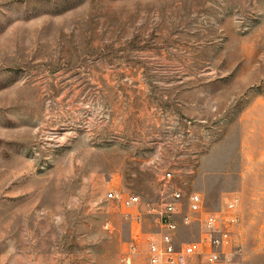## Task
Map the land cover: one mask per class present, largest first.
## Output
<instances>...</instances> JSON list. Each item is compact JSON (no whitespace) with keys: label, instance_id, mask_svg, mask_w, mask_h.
<instances>
[{"label":"rangeland","instance_id":"rangeland-1","mask_svg":"<svg viewBox=\"0 0 264 264\" xmlns=\"http://www.w3.org/2000/svg\"><path fill=\"white\" fill-rule=\"evenodd\" d=\"M166 169L237 196L227 264H264V0H0V264H119L105 194L155 204Z\"/></svg>","mask_w":264,"mask_h":264},{"label":"built area","instance_id":"built-area-1","mask_svg":"<svg viewBox=\"0 0 264 264\" xmlns=\"http://www.w3.org/2000/svg\"><path fill=\"white\" fill-rule=\"evenodd\" d=\"M159 180L162 198L146 207L137 194H123L116 189L105 194V199L119 204L124 217L138 224V232L141 233L145 216L150 217L154 231L146 233V263L227 264L238 245V197L232 195L218 210L209 211L201 194L190 191L186 182L173 181L172 169L162 171ZM192 224L199 226L197 239H180L179 229ZM138 232L131 233V242L120 254L119 264H131L130 255L135 251Z\"/></svg>","mask_w":264,"mask_h":264}]
</instances>
